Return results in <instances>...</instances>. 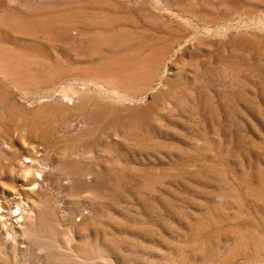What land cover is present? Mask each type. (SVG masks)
Returning a JSON list of instances; mask_svg holds the SVG:
<instances>
[{
	"label": "rangeland",
	"instance_id": "obj_1",
	"mask_svg": "<svg viewBox=\"0 0 264 264\" xmlns=\"http://www.w3.org/2000/svg\"><path fill=\"white\" fill-rule=\"evenodd\" d=\"M0 264H264V0H0Z\"/></svg>",
	"mask_w": 264,
	"mask_h": 264
}]
</instances>
